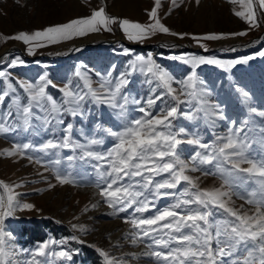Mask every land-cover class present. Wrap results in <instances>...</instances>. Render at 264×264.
<instances>
[{
	"label": "rangeland",
	"instance_id": "rangeland-1",
	"mask_svg": "<svg viewBox=\"0 0 264 264\" xmlns=\"http://www.w3.org/2000/svg\"><path fill=\"white\" fill-rule=\"evenodd\" d=\"M154 6L155 0H0V37L13 36L19 32L32 33L66 24L74 19L88 17L101 7L109 16L149 24L148 12ZM234 9L241 10L238 4L229 3V0H199V3L196 0H176L175 5L173 0H160L158 15L161 23L177 35L157 32L142 41L128 40L118 24L112 25V31L101 30L60 43L46 44L44 47L0 39V54L6 52L0 58V70L9 73V83L16 89L15 93L9 92L5 102L0 104V118L11 110L13 116L10 122L19 125L11 99L19 96L22 103H27V94L20 88L18 81L36 84L39 77L45 74L52 82L46 87V92L57 104L67 109L69 105L65 104L61 88L68 84L77 92L86 91L83 81L75 75L77 68L89 76L94 88H98L101 76L107 77L111 73V79L115 82L121 73L130 71L129 64L136 56L147 58L151 55L155 63L173 77V87L179 89L180 81L192 72L191 66L182 62L184 58L203 56L235 60L253 56L247 64L235 65L229 70L215 65H200L196 68L200 87L209 94L207 100L211 105H219L224 119H216L215 116L206 118L201 111L197 113V119L190 121L184 117V113L194 109L195 102L191 105L180 103V115L173 124L176 130L184 128L189 134L195 133L202 142L213 145L217 137L228 134L233 124L239 126L241 122L247 121L250 135L258 140L259 128L264 127V116L260 115L264 113V57L258 55L264 51V12L258 13L259 27L249 28L248 24L233 14ZM238 32L247 34L231 35ZM209 34H222L227 38L207 41L192 38ZM95 42L98 44H93ZM29 47L33 48L31 55L28 54ZM125 49L128 54H125ZM17 56L23 64L9 68L8 64ZM128 79L130 83L123 89L130 101L127 112L130 117H140L142 114L137 111L139 106L131 101H146L149 96L158 95L163 90L155 82L149 84L147 81L150 77L138 69ZM152 89H156V92L153 93ZM240 89L249 93L248 99L241 96ZM5 90H8L7 85L0 78V94ZM186 99L181 97V100ZM166 103L171 105L173 101L165 96L151 110L157 114ZM33 111L36 116H48L51 123L45 125L43 119L34 116L32 126L26 131L19 126L13 132L0 134V152L11 149L13 143H31L38 149L48 140L62 141L67 124L73 125L70 134L72 140L86 145L89 139H100L103 143L93 146V150L103 152L115 143L107 130L119 131L124 126L119 109L97 105L91 99L82 103L80 111L83 115L73 116L66 110L51 115L35 108ZM188 138L191 135L182 137ZM197 150L187 143L180 145V154L185 160ZM252 154L264 156V149L259 143L254 145ZM28 155L33 157L32 162L27 158L0 156V182L21 185L14 189L18 194L17 200L33 205L32 210H17L4 221L5 245L14 252L9 257L10 264H103L97 248L108 252L120 264H163L145 255L148 249L144 244L131 245V227L124 222V218L131 214V209L119 216L110 214L111 210L103 203L95 188V170L91 166L95 161L80 159V149L51 150L48 154L30 150ZM68 156H73L74 160L69 161ZM36 160L42 163H36ZM56 160L60 164H55ZM205 170L213 174L204 175L198 171L190 175L199 178L201 188H219L222 181L215 168L205 166ZM57 171L71 173L76 184H57ZM162 178L157 177V180ZM49 185L55 187L50 188ZM257 188V184L250 183L237 191L246 194V189L250 191ZM0 197L6 200L2 188ZM174 202L171 196L155 198V207L144 215H154L157 209H163ZM93 204L97 205L95 209L91 207ZM232 206L250 214L254 212V207L239 198V195L232 197ZM86 207L89 210L85 212L83 210ZM216 218L224 217L217 214ZM73 225L83 226L86 231H76ZM31 229L35 231L31 232ZM48 241L55 243L46 252L70 251L72 260L35 255L39 245ZM132 254H136L135 257ZM245 254L243 251L240 253L241 256Z\"/></svg>",
	"mask_w": 264,
	"mask_h": 264
},
{
	"label": "snow or ice",
	"instance_id": "snow-or-ice-1",
	"mask_svg": "<svg viewBox=\"0 0 264 264\" xmlns=\"http://www.w3.org/2000/svg\"><path fill=\"white\" fill-rule=\"evenodd\" d=\"M19 2V0H17ZM199 3V0H196ZM229 3L238 4L241 10H233V14L248 24L249 28L259 27L258 13L264 12V0H229ZM176 4V0H173ZM160 0H155V6L148 12L151 23L140 24L127 19H118L107 15L105 9L93 11L90 16L71 20L69 23L50 26L32 33L19 32L9 37H0L5 40L21 41L25 45L44 47L46 44H56L61 41L82 37L89 33L112 31V25L118 24L124 35L130 41H142L149 35L157 32L177 35L161 23L158 15ZM246 32L231 34L244 36ZM196 40H220L227 38L222 34H209L202 37H192ZM33 48H28L31 55ZM125 54L128 50L125 49ZM264 57V51L258 53ZM253 56L235 60H220L212 57L190 56L182 62L192 68V72L183 81L179 89L173 87V77L160 65L155 63L152 56L147 58L136 56L129 64L130 71L121 73L115 82L111 73L107 77L101 76L99 87L94 88L86 73L76 69L75 75L83 81L86 91L77 92L68 84L60 89L65 97L64 109L46 92V87L52 82L47 74L39 77L36 84L18 81L20 88L27 94V103H22L19 96H13L11 104L16 110V117L20 124L10 122L13 116L8 111L0 118V134H7L22 126L26 131L32 126L31 121L43 119L45 125L51 123L48 116H36L33 109L51 114H60L68 111L73 116L83 115L81 105L91 99L97 105L119 109V115L124 120V126L119 131L107 130V134L115 140L114 145L106 151L93 150V146L103 143L100 139H89L88 143L80 144L71 139L72 124H67L62 141L48 140L37 149L31 143H13L11 149L0 152V156L9 158H27L32 162L31 151H41L48 154L51 150L80 149L79 157L86 162L95 161L91 166L95 170V188L103 203L111 210L110 214L119 216L131 209L124 222L131 227L130 243L132 246L144 244L148 249L145 255L155 258L163 264H264V156H253L254 145L259 143L264 149V127L259 128V139L250 135L247 121L239 126L233 124L226 136L217 137L213 145L202 142L195 134H189L184 128L176 130L173 121L180 115V103L192 104L196 107L184 113L188 120L197 119V113L203 111L205 117L215 116L224 119L219 105H211L207 100L209 95L200 87L196 68L200 65H215L218 68L229 70L235 65L247 64ZM173 59H176L175 57ZM23 64L20 57H15L8 64L9 68ZM139 70L147 77L148 83H156L163 91L160 94L149 96L146 101L133 99L131 103L138 105L140 117H130L127 112L128 96L123 89L130 83L128 79L133 72ZM8 90L0 94V104L5 102L9 92L16 89L9 83V73L0 70ZM153 93L156 89H152ZM244 99L249 93L239 90ZM170 97L173 103L165 104L159 113L151 110L157 101ZM186 100H181V97ZM123 101V102H121ZM50 106V107H46ZM255 112V109H252ZM264 116V113H260ZM55 119L56 117L53 116ZM63 123V121H60ZM191 135V138L182 137ZM187 143L199 149L188 160L181 157L180 145ZM69 161L74 160L68 156ZM36 163H42L36 160ZM60 164L59 160L54 161ZM247 164L248 167H242ZM205 166H213L222 183L219 188H201L198 177L190 173L202 171L204 175L213 174L205 170ZM157 177H163L157 180ZM260 178V179H256ZM57 184H76L71 173L64 174L57 171ZM255 183L257 189L245 190L246 194L238 193L244 185ZM21 185H9L0 182V188L6 194V200L0 197V264H10L9 257L14 254L5 245L3 224L7 217H11L17 210H32L30 203H20L14 189ZM183 186V187H181ZM55 187V185H49ZM239 195L246 203L254 207L251 214L232 206V197ZM173 197L175 202L157 209L154 215L145 216L150 208L155 207V198ZM93 209L96 204L91 206ZM86 207L83 211H88ZM217 214L224 218L217 219ZM73 229L81 233L86 229L83 226L73 225ZM75 239V237L73 238ZM150 241V243L148 242ZM55 243L48 241L40 244L35 255H50L57 260L71 261L70 251L46 252L49 246ZM96 251L103 258V264H120L108 252L97 248ZM246 253L240 255L241 252ZM134 257L136 254H132Z\"/></svg>",
	"mask_w": 264,
	"mask_h": 264
},
{
	"label": "water",
	"instance_id": "water-1",
	"mask_svg": "<svg viewBox=\"0 0 264 264\" xmlns=\"http://www.w3.org/2000/svg\"><path fill=\"white\" fill-rule=\"evenodd\" d=\"M90 44H91V43H90ZM90 44H88V45H90ZM93 44H98V43L95 42V43H93ZM5 53H6V52L1 53V54H0V58L3 57V56L5 55Z\"/></svg>",
	"mask_w": 264,
	"mask_h": 264
},
{
	"label": "trees",
	"instance_id": "trees-1",
	"mask_svg": "<svg viewBox=\"0 0 264 264\" xmlns=\"http://www.w3.org/2000/svg\"><path fill=\"white\" fill-rule=\"evenodd\" d=\"M31 230H32V229H31ZM33 231H35V230H32L31 232H33ZM31 232H30V233H31ZM31 234H32V233H31ZM31 234H30V236H31Z\"/></svg>",
	"mask_w": 264,
	"mask_h": 264
},
{
	"label": "bare ground",
	"instance_id": "bare-ground-1",
	"mask_svg": "<svg viewBox=\"0 0 264 264\" xmlns=\"http://www.w3.org/2000/svg\"><path fill=\"white\" fill-rule=\"evenodd\" d=\"M133 3V2H132Z\"/></svg>",
	"mask_w": 264,
	"mask_h": 264
}]
</instances>
